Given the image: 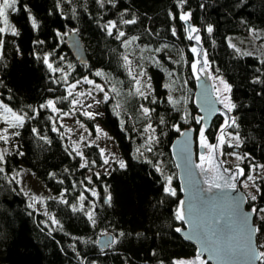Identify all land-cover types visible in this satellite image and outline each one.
Returning <instances> with one entry per match:
<instances>
[{"label": "trees", "instance_id": "1", "mask_svg": "<svg viewBox=\"0 0 264 264\" xmlns=\"http://www.w3.org/2000/svg\"><path fill=\"white\" fill-rule=\"evenodd\" d=\"M182 12L191 13L200 28L212 72L231 85L238 127L229 131L239 134L240 146L226 144L224 151L246 157L239 163L243 178L252 174L250 165H264V0H104L103 7L98 0H17L8 18L19 34H0V101L28 118L23 127L14 129L19 135H13V144L1 147L8 154L5 172L0 173V264H170L180 254H195L194 245L176 231L182 225L175 218L181 191L171 154L181 130L199 126L191 43L179 18ZM31 18L36 19V28ZM130 19L136 23H121ZM109 21L117 23L111 36L103 27ZM209 26L212 33L207 32ZM118 31H124L125 37L116 39ZM72 32L84 43L85 61L68 47L66 39ZM132 37L138 39L126 48L122 42ZM48 54L54 67L69 73V83L87 77L103 84L106 91L113 84L120 89L119 96L111 92L102 104V122L117 143L124 168L117 163L109 172H99L104 165L100 148L85 145L80 151L84 159L76 155L61 126V114L40 107L49 99L67 96L62 73L51 72L43 62ZM125 54L130 61H139L136 73L141 68L146 71L142 83L151 77V89H144L147 99L128 95L134 89L124 67ZM97 71L105 75L98 77ZM188 81L194 89L183 106ZM170 96L179 103L173 106ZM72 99H60L56 107L70 111ZM140 105L154 111L146 117ZM53 124L58 131H53ZM148 124L156 137L151 151L146 150L147 138L153 135L151 129L144 131ZM218 127L216 117L206 134L212 142ZM85 160L89 167L81 168ZM23 168L51 192L45 212L22 190ZM166 176L172 177L175 196L165 192ZM260 177L254 182L260 189L255 192L257 199L249 198L248 207L263 215L259 209L264 208V175ZM92 188L97 196L86 190ZM81 194L86 197L83 202ZM109 194L111 201L105 203ZM89 211L94 213V224L86 215ZM256 222L259 234L264 232V217ZM105 233L114 235L107 249L98 244ZM260 248L264 252V245Z\"/></svg>", "mask_w": 264, "mask_h": 264}, {"label": "snow or ice", "instance_id": "2", "mask_svg": "<svg viewBox=\"0 0 264 264\" xmlns=\"http://www.w3.org/2000/svg\"><path fill=\"white\" fill-rule=\"evenodd\" d=\"M98 2L100 3L101 7H103L104 0H98ZM108 3H114V0H108ZM181 3H183V0H181ZM16 4H17V0H0V23L3 24V26H0V34H3L5 32H11L13 35L19 34L15 26L9 23V18H8V10L11 9L15 11ZM179 18L180 20L184 21L187 24L191 19V13L182 12ZM31 23H32L33 28H36L38 26L35 18H31ZM121 23L134 24L136 23V21L135 19L122 20ZM103 27L106 29L108 35L111 36L113 35V29L117 28V23L115 21H109ZM186 31L188 32L189 40H195L197 43L200 42L201 37L199 35L198 28L189 26L188 28H186ZM212 31H213V28L209 26L207 28V32L212 33ZM250 31H254V30H250ZM172 34L173 35L176 34V31L174 28L172 30ZM123 37H125V32L118 31V34L116 35V39L119 40ZM136 39H138V37H132L131 40H124L122 43L127 48ZM230 46L235 47V45H230ZM2 47H3V40L0 39V48ZM159 50L160 49H156V51H159ZM191 51L194 54H196L197 57L203 58V64H201V60L199 58L196 59L191 64L193 75L197 76V79H199L200 78L199 74L206 73L209 68V62L207 60V53L202 50H199L197 47H192ZM236 51L239 52L240 50L236 49ZM245 54L250 55V53H245ZM50 55L51 54L45 55L43 57V62L45 65H47L48 69L51 72L62 73L61 79L67 85V89H66L67 96L63 98H58L57 100L49 99L46 101L45 104L40 105L41 108H49L51 109L53 113H60L61 116L63 117V116H68L70 113L64 112L61 109L56 107V104L59 102L60 99L66 100L68 99V97H73V99L71 100V104L73 106V112H75L77 105L85 109L93 107V104H87V105L84 104V101L80 99V97H83V96L91 97L95 104L101 103V101L96 100L95 96H93L94 91L104 93V96H103L104 102H107L110 99L108 92L105 91L102 85L96 84L95 81L88 79L87 77H83L82 80H76L73 83H69L68 82L69 73H66L64 69L61 67H58V66L54 67L53 63L49 61ZM123 61H124V67L128 70V74L131 77V80L133 81L132 87L134 91L130 90L128 92V95H138V96L143 97L144 99H147L148 97L144 89H148V90L151 89V84H150L151 77H148V82L142 83V79L146 76V71H144L141 68V71H139L138 73L134 72L133 68L131 67L132 62L129 60V57L127 54L123 56ZM95 75L99 77V76H104L105 74L101 71H97ZM217 79H219V86L216 87L215 89L216 93L218 94L217 102L222 104L224 108L227 110V112L221 113L222 115H224L225 119H224V123L220 126L219 135L216 137L217 143L215 144L209 143L207 140V137L205 136L206 129L204 127L200 129V133H199L200 146L201 148L207 149V152L202 153L200 155V163L197 164L196 167L200 170V174L204 176L203 183L207 185V188L200 190L204 193H212L213 189L228 188V189L235 190L237 187L236 182L239 180L241 176L245 175L244 169L239 167V165H237L235 171H233L230 168H224L223 172L220 171L222 162L219 161V156L223 155V152L221 151V147L224 144H227L229 147H239L240 137L238 133L231 134V133L226 132V129L229 127H233V126L238 127V125L236 124V120L228 115V113H231V111L236 107V105L233 104L231 102L230 97L226 95L227 93L231 92V85H229L223 78H217ZM81 83L91 85L93 87L89 88L87 92H74L77 86ZM165 86L168 87V85H165ZM110 91L115 93L117 96L121 94L120 89H118L115 84L111 86ZM154 102L155 101L153 100V103ZM169 102L172 103L173 106L179 103L178 100L173 99L171 96L169 97ZM120 107L121 105L117 103L116 108L119 109ZM140 109L143 115L146 117L149 116L150 111H154V109L150 110L148 107H145L144 105H140ZM0 110H2L0 111V119H3L4 123L8 125V127L4 128L3 130H0V141L7 143L9 141V129L23 127L25 120L28 117H27V113L19 114L16 111H13V109L10 108L8 105L4 104L3 101H0ZM208 110L210 113H214L217 111V109L211 104L209 105ZM82 114L89 118L94 119L95 115H97L98 113H93V112H89L85 110L83 111ZM203 119L204 117L197 118V123H199ZM161 123H163V120H161ZM81 126L83 127V125ZM149 129H151L153 135H150L147 138V141H146L147 151H151L152 150L151 145L154 142H156V137L154 135L155 129L152 128L151 124H148L145 127L144 131L148 132ZM58 130L59 129L56 128L55 124H53V131H58ZM32 131L38 134L37 129L33 128ZM68 131L71 132V129H68ZM100 131L101 130L99 129V127H97V132H100ZM177 131H179V128H177ZM11 135L18 136L19 132L18 131L13 132L11 133ZM226 136L229 137L227 140L225 139ZM44 139H46V137ZM80 139L81 141H83L85 137L81 136ZM73 143H74L73 151L76 152V155L81 156V158L84 159L83 153L78 151L80 147L79 144H77L76 142H73ZM100 152H101V156H104L105 150L100 149ZM7 154H8L7 149L0 150V173L5 172V168L3 167V165L6 163L5 156ZM19 154L23 155V153H19ZM228 155L236 156V158L240 161H243L246 158L245 156H239L236 153H229ZM109 162L110 161L107 158H104L103 163L105 165L109 164ZM92 164L94 165L95 161H93ZM119 165L121 168L125 167V163L123 161H119ZM80 167L81 168L89 167L88 161L85 160L84 163L80 165ZM258 169H264V165L252 164L250 165L249 171L255 173L257 172ZM157 170L162 171L159 165H157ZM226 173H231V175H225ZM95 175L97 176V178H99V173H95ZM258 178H261V177L259 175L254 176L252 174H248L246 177V181L244 182V187L247 188L249 186L248 181H252L253 186L256 187V191L259 192L260 191L259 187L256 186L254 183L255 180ZM13 179H15V177H13ZM87 179H88V182L91 183V177H88ZM165 179L167 181V187L165 188V192H167L168 194L172 196H175L176 191L175 189L171 187L172 177L166 176ZM86 190L90 191L93 196L98 195V193L95 191L94 188L86 189ZM249 196L251 200L253 201L257 199V196L255 194L249 193ZM216 198L223 200L224 196L223 194H216ZM79 199L81 202H83L86 199V197L83 194H81ZM242 199L243 198H240V199L233 198L232 204H231V214L234 218V221L236 223L238 230L241 232L242 235L245 232L259 231V229H256L248 224V214L244 213L240 208V203L242 202ZM34 200H42V198L36 197L34 198ZM110 201H111V195L109 194L107 199L105 200V203H110ZM63 202L67 203V201H63ZM185 205H186V201L181 200L179 202V205L175 213V218L177 220L185 221L186 215L192 216L193 214L192 206L189 205L186 209ZM93 207H95V205H93ZM81 210H83V204H81ZM251 212L256 213L257 209L253 207L251 209ZM259 212L264 213V208L259 209ZM86 215L88 216V219L92 221L94 224L95 223L94 213L89 211V212H86ZM222 219H223L222 216H218L215 218V222L217 224H220ZM52 222L54 224L59 223L57 220H55V218H52ZM186 222L194 223L192 220H187ZM176 231L179 232L181 231V229L178 228L176 229ZM193 231L195 235H197L199 238H201L205 242L207 249L210 252L215 253L216 255L225 256V255H232L233 253H238L250 260H264V252H257L254 248L250 246V243H244L243 240H239L235 244H228L226 246H222L219 241L213 239V237L215 236V233H212L211 235H209L207 231L205 230V228L200 223L194 224ZM121 235H123V233H121ZM247 239L250 242L251 237L248 236ZM175 264H207V262L202 259L201 253L197 251L196 256L193 260H188V261L180 260V261H176Z\"/></svg>", "mask_w": 264, "mask_h": 264}, {"label": "water", "instance_id": "3", "mask_svg": "<svg viewBox=\"0 0 264 264\" xmlns=\"http://www.w3.org/2000/svg\"><path fill=\"white\" fill-rule=\"evenodd\" d=\"M182 23L184 24L187 39L188 32L186 31V28L189 26L198 28L199 35L201 37L200 28L193 23L192 18L187 24L184 21H182ZM66 40L71 52L78 59L85 61V46L78 33L72 32L67 36ZM189 42L191 43L190 53L193 57V62L199 58L201 60V64H203V58L197 57L196 54L191 51L192 47H197L199 50L206 52L202 40L200 39L199 43H197L195 40H189ZM207 60L209 62L208 56ZM199 75V79H197V76L193 75L195 83L193 102L197 107L198 118L204 117V119L201 121L203 122L206 129H208L217 115L222 116L223 124L225 117L221 113L227 112V110L222 104L217 102L218 94L215 91L216 88L210 64L208 71ZM210 104L217 109L216 112H209L208 107ZM228 115L234 118L232 111L231 113H228ZM220 126L216 131L215 139L212 144L217 143L216 137L219 135ZM229 128H227L226 131ZM196 133L197 130L195 126L184 128L174 139L171 145V154L177 169L179 188L181 191L180 201H186V209L189 205H191L193 209L192 216L186 215V220L182 221V225L176 228L181 229V231H177L181 238L184 241L191 243L195 247L194 256L188 260H193L197 251H199L201 253L202 259L205 260L207 264H260L261 260H250L238 253L225 256L216 255L215 253L210 252L207 249L205 242L194 234V224L200 223L209 235L215 233L213 239L219 241L222 246L235 244L237 241L243 240L244 243H250V246L257 252H262L257 242L259 231L245 232L242 235L238 230L231 214V204L233 198H243L242 202L240 203V208L244 213L248 214V224L256 229H259V226L255 221L256 213H252V208L248 207L249 198L241 187V180L244 175L241 176L236 182L237 187L235 190L228 188L213 189L212 193H204L200 191L201 189L207 188V185L203 183L204 176L200 174V170L196 167V165L200 163V158H198L197 151L199 150V152L202 154L206 153L207 149L201 148V146L198 148ZM219 161L222 162L220 168L221 172H223L224 168H230L233 171L236 170L237 166L228 167L225 164L222 155L219 156ZM225 175H231V173H226ZM216 194H223L224 199H217ZM218 216L223 217L220 224L215 222V218ZM187 220H192L194 223H188L186 222ZM248 236L251 237L250 242L247 239ZM113 242L114 235L111 233H105L98 239V244L103 249L109 248Z\"/></svg>", "mask_w": 264, "mask_h": 264}, {"label": "rangeland", "instance_id": "4", "mask_svg": "<svg viewBox=\"0 0 264 264\" xmlns=\"http://www.w3.org/2000/svg\"><path fill=\"white\" fill-rule=\"evenodd\" d=\"M131 62H132L131 67L133 68L134 72H136V70H138L137 67L139 66V61L131 60ZM187 71L188 70H185V76L186 77H188ZM213 78H214L215 88L219 86V79H217V78H223L226 81L224 76L220 75V74H214L213 73ZM95 83L100 84L98 82H95ZM100 85L103 86V84H100ZM91 87H93V86L81 83L77 86V88L74 90V92H87V90ZM192 89H194V87H193V85H191L190 81H188L186 83L185 95L183 97V102H182L183 106H185L186 103L188 102V100L191 98V95H192L191 90ZM106 92H108L109 95L111 93L110 90H108ZM226 95H228L230 97V93H227ZM93 96H95L96 100L101 101V103L95 104L91 97H87V96L80 97V99L84 101L85 105L93 104V107L85 109V108H82L79 105H77L75 112H73V106H72L71 110L68 111L70 114L68 116H63V117L60 116V121L63 125L64 134L67 136L68 140L70 141L71 146L74 147L73 142H76L77 144H79L80 147H79L78 151H81L83 146L90 145V144H95L100 149L105 150L103 157L107 158L110 162L107 165L104 164L101 168L98 169V171L107 173L110 171V169L113 165L119 163V161H122V158H121L119 148L117 146V143H116L112 133L109 131V128L106 127L104 125V123L102 122V111H103L102 104L104 103V101H103L104 93L94 91ZM85 110H87L89 112H93V113H98V114L95 115L94 119H92V118H89V117L82 114L83 111H85ZM87 119L92 121V126L90 125V122H88ZM81 125H83V127ZM199 125L204 126L203 122H201ZM6 127H8V125L6 123H4L3 119H0V130H3ZM97 127H99V129L101 130L100 132H97ZM188 127H186V128H188ZM68 129H71V132H69ZM13 132H14V129H9V141L7 143L0 141V150H1V147L2 148L3 147L8 148L13 144V135H11V133H13ZM227 133L234 134L233 132H231L229 130L227 131ZM81 136L85 137V139L83 141H81V139H80ZM205 136H206V134H205ZM228 138H229L228 136L225 137L226 140ZM207 140L209 143H211V144L213 143V142H211L209 137H207ZM197 141H198V148H199L200 147V136H199V134L197 135ZM233 143H235V142H233ZM225 145L226 144H224V147H225ZM224 147H222L221 151L223 152L222 157H223L225 164L229 167H234V166L240 165L239 163L241 161L238 160L236 158V156L228 155L229 153H236V152H225ZM236 154L239 155L238 153H236ZM198 158H200L199 152H198ZM88 175H90V174H88ZM252 175L263 176L264 175V169H258L257 172H255V173L252 172ZM245 181H246V178H242L241 187L246 192L248 198H250L249 193L255 194L256 188L253 186L252 181H248L249 186L247 188H245L244 187ZM20 182H21L22 190L26 194L31 196L32 199H34L36 197L42 198V200H34V202H35L36 208L39 211L45 212V207H44L45 200L51 196V192L48 190V188H46L39 180H37L27 168L22 169L21 176H20ZM263 217H264V213H263V215L262 214H256L255 221H258V219H261ZM257 242H258L259 246L264 245V232H262L260 234L258 233ZM180 255H182V254H180ZM180 255H178L179 257L172 258L170 264H175L176 261H180V260L187 261L189 258L194 256V254L192 256H189V257H184V256H180Z\"/></svg>", "mask_w": 264, "mask_h": 264}, {"label": "flooded vegetation", "instance_id": "5", "mask_svg": "<svg viewBox=\"0 0 264 264\" xmlns=\"http://www.w3.org/2000/svg\"><path fill=\"white\" fill-rule=\"evenodd\" d=\"M216 117H218V119H219V126H220V125L222 124V122H223V118H222V116H220V115H217ZM216 117H215V118H216ZM215 118H214V120H215ZM214 120H213V122H214ZM201 122H202V121H200L198 124H200ZM213 122H212L211 126L213 125ZM211 126H210V128H211ZM195 127H196V126H195ZM202 127H204V128L206 129L205 126H200V125L198 126V128L196 127V130H197V133H196V134H197V135L200 133V129H201ZM210 128H208V129L205 130V134H207V131H208ZM218 128H219V127H218ZM218 128H217V129H218ZM228 130H229V129H228ZM228 130H227V131H228ZM227 131H226V132H227ZM206 136H207V135H206ZM211 142H212V141H211ZM197 146H198V141H197ZM222 147H224V145H223ZM221 150H222V148H221ZM197 152H199V150H198ZM200 155H201V153L199 152V156H200ZM228 167H229V166H228Z\"/></svg>", "mask_w": 264, "mask_h": 264}]
</instances>
